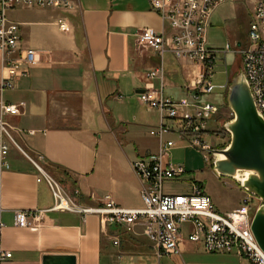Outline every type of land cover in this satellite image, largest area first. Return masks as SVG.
Masks as SVG:
<instances>
[{
    "label": "crops",
    "instance_id": "1",
    "mask_svg": "<svg viewBox=\"0 0 264 264\" xmlns=\"http://www.w3.org/2000/svg\"><path fill=\"white\" fill-rule=\"evenodd\" d=\"M71 2L74 9L68 15L69 32L58 29L55 21L60 12L56 9L32 7L9 12V18L20 25L22 45L38 52V62L27 77L7 90L4 101L23 106L18 115H8L6 120L22 150L40 159L44 170L68 190L78 191L82 203L94 204L108 194L121 206L140 207V182L131 161L157 150V138L149 129L159 118L140 120L134 125V135L123 142L116 140L115 146L121 150L100 142L101 134L112 133L114 125L109 100L118 99L117 94L122 95L118 100L123 95L137 97L145 86V72L158 64L155 52L137 46L136 32L140 28L160 30L161 19L148 0ZM251 9L246 36L222 46L210 38V19L208 45L219 50L226 44L245 47ZM20 12L29 14L15 15ZM226 34L230 40L234 31L226 29ZM228 52L234 53L219 54L225 57ZM166 55L173 63L163 62L164 92L167 89L169 96L185 97L201 69ZM166 75L176 76L167 79ZM227 76L224 83H213V90L223 92ZM165 123L171 124L168 120ZM8 160L10 168L1 176L0 249L10 251L11 261L17 264H41L42 256L53 254L74 255L76 264H117L122 257L133 261L149 256L159 264H250L236 253H208L200 243H185L178 255L158 256L139 228L127 233L119 226L103 227L93 214L82 222L77 213L52 211L37 229L17 227L13 224L15 210L49 208L52 196L47 184L37 181L35 166L18 149L10 148ZM206 192L220 212H228L239 203L237 197L232 204L223 205L214 188ZM115 235L120 238L118 246L112 244Z\"/></svg>",
    "mask_w": 264,
    "mask_h": 264
},
{
    "label": "built area",
    "instance_id": "2",
    "mask_svg": "<svg viewBox=\"0 0 264 264\" xmlns=\"http://www.w3.org/2000/svg\"><path fill=\"white\" fill-rule=\"evenodd\" d=\"M151 10L157 13L162 28H140L136 44L156 53L158 64L145 72L146 82L137 93L140 103L157 112L159 120L149 129L156 137L155 152L138 156L131 161L133 173L140 182L141 206L128 208L117 204L110 195H104L94 204L79 200L78 191L67 190L40 164L25 153L16 142L8 115H18L23 103L6 102L5 90L29 75L30 68L38 62V52L22 45L19 23L9 18V12L24 8L56 9L60 14L56 25L62 32H69L68 15L74 6L71 0H0V214L1 176L10 168L8 154L11 147L18 149L38 171L37 181H44L52 196V205L46 209H17L13 224L17 227L37 229L47 212L68 211L77 213L82 222L87 215L99 217L103 227L119 226L124 232L136 228L148 240L158 256L178 255L185 243H200L208 253H236L250 264H264V251L256 241L251 223L256 207H251V194L247 193L238 206L228 212L218 211L205 186L197 179L190 180V190L171 193L165 190L171 181H180L186 172L181 164H172L170 150L175 142L164 139L166 133H176L188 144L204 153L205 160H212L214 147L202 140L208 122L219 107L201 97L212 93L213 67L216 54L232 50L240 57V70L251 82V96L260 115H264V0H252L251 20L248 24V44L245 47L226 44L222 49L208 45V29L214 10L227 0H148ZM166 54L200 67L185 97L175 98L164 93L163 62ZM118 99L122 95L117 94ZM168 120L171 124L165 123ZM32 132V131H30ZM3 223L0 218V229ZM112 244L118 246L115 235ZM12 253L0 249V264H17L11 261ZM117 264H125L117 262Z\"/></svg>",
    "mask_w": 264,
    "mask_h": 264
},
{
    "label": "rangeland",
    "instance_id": "3",
    "mask_svg": "<svg viewBox=\"0 0 264 264\" xmlns=\"http://www.w3.org/2000/svg\"><path fill=\"white\" fill-rule=\"evenodd\" d=\"M251 6L252 0H227L220 4L214 10L211 18L212 26L209 30L210 38L221 46L224 45L225 42L232 43L236 38L242 40L246 36V27L250 17ZM21 14L26 16L29 13L20 12L15 15L18 16ZM231 28L234 31V36L229 40L226 34V29L230 30ZM239 59L240 57H236L232 52L226 53L225 57H223V54L217 53L213 67L212 83H224L225 77L228 74L224 91L221 92V90L219 91V89L216 88L212 93L201 97L202 101H208L217 106L219 105L217 114L208 122L207 131L202 134V140L214 148L226 146L230 140V134L226 131L224 125L227 121L231 120L233 114L226 103V95L227 88L232 79L241 73ZM164 61L168 63V65L169 62H172L168 55L165 56ZM171 69L175 68L172 67ZM175 76L176 75L167 77L166 75L165 77L168 79ZM8 93L7 90L3 92V99L7 98ZM164 93L170 95V92L167 91V89H165ZM123 97L122 100H109V106L112 108L115 118L114 125L112 127V133L101 134L100 142L106 143V146L109 145V147L115 146V144L118 145L116 140H119V142L121 140V142H123L124 139L134 135L133 131L136 129L134 125L139 123L140 120L156 121V119L159 118L155 111L147 110L146 106L141 104L136 96L131 98L127 95H123ZM119 127L123 129V132L117 131V128ZM164 139H170L175 142V146L170 150V162L172 164H181L186 170L181 177V179H183L181 182L171 181L166 184V191L171 193H184L188 189V185L186 184L188 182L187 180L197 179L202 182L206 190L214 188L220 195V200L223 205L232 204L237 197L240 203L241 199L247 195V192L237 181L219 176L213 170L211 165L212 160H205L204 158V153L210 156L209 153L195 147H188V144L180 139L179 135L176 133H166ZM118 149L121 150L120 148ZM124 149H126V147ZM53 177L58 180L56 176ZM64 187L67 189L66 186ZM260 203L261 200L258 197L251 195V206L257 208ZM144 261L145 264H159L157 259L152 256H149L146 259H135L133 261L126 257L120 259V262L125 264H144Z\"/></svg>",
    "mask_w": 264,
    "mask_h": 264
},
{
    "label": "water",
    "instance_id": "4",
    "mask_svg": "<svg viewBox=\"0 0 264 264\" xmlns=\"http://www.w3.org/2000/svg\"><path fill=\"white\" fill-rule=\"evenodd\" d=\"M226 103L233 114L224 125L230 140L224 147L211 149V165L219 176L237 181L247 193L261 200L251 230L264 251V119L256 111L242 72L229 84ZM41 264L76 263L74 255L53 254L42 256Z\"/></svg>",
    "mask_w": 264,
    "mask_h": 264
},
{
    "label": "bare ground",
    "instance_id": "5",
    "mask_svg": "<svg viewBox=\"0 0 264 264\" xmlns=\"http://www.w3.org/2000/svg\"><path fill=\"white\" fill-rule=\"evenodd\" d=\"M246 79V81H247V83H248V86H249V89L251 90V82H249V78H245ZM262 117H263V119H264V115H261ZM251 207H253V206H251Z\"/></svg>",
    "mask_w": 264,
    "mask_h": 264
},
{
    "label": "trees",
    "instance_id": "6",
    "mask_svg": "<svg viewBox=\"0 0 264 264\" xmlns=\"http://www.w3.org/2000/svg\"><path fill=\"white\" fill-rule=\"evenodd\" d=\"M221 147H224V146H219L218 148H221ZM64 173L66 172L65 170H62Z\"/></svg>",
    "mask_w": 264,
    "mask_h": 264
}]
</instances>
